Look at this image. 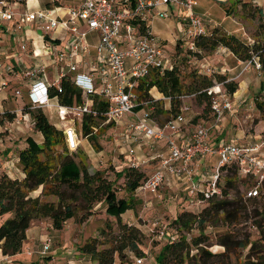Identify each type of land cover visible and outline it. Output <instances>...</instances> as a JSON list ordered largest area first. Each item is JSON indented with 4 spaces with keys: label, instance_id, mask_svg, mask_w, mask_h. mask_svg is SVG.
<instances>
[{
    "label": "trees",
    "instance_id": "1",
    "mask_svg": "<svg viewBox=\"0 0 264 264\" xmlns=\"http://www.w3.org/2000/svg\"><path fill=\"white\" fill-rule=\"evenodd\" d=\"M10 4H24L25 0H0ZM134 2L135 0H131ZM233 3L247 4L254 7L262 18L259 26L264 32V18L262 8L252 0H228ZM53 5H62L59 0H53L44 7ZM143 27H149L147 21H143ZM206 27V25H205ZM212 30L206 28V32L194 38V48L184 45L181 38L177 43L189 53H210L218 47H225L231 51L236 58L240 60H249L253 56L258 57L262 70H264V44H259L253 39L243 41L232 32L221 31L218 26L213 25ZM180 42V43H179ZM177 43L174 50L177 49ZM264 43V41L262 42ZM169 60L168 66L163 70L154 68L142 78L136 87L137 100L150 105L152 112L155 109L159 113L166 114L165 121L158 125H163L171 117L179 113L180 97L184 93H195L197 98L204 104L203 111L211 110V100L214 96L210 88L214 86V81L221 82V89L228 95L237 90V81H226L227 76L221 72L208 76L199 73L198 70L189 72L181 71L175 61L172 59L171 52L166 53ZM189 80V81H188ZM60 90L58 87L49 89V96H56L63 105L81 104L84 102L83 91L74 85L68 75L60 78ZM156 88L157 92L163 95L162 98L152 96L149 91ZM93 100V107L102 112L106 107V101L98 95V92L90 94ZM167 99V105L164 100ZM255 106L260 111V116L264 118V100L256 99ZM22 111L27 112L31 118L32 127L42 134L40 145L27 144L20 148L17 155V163L20 166L23 177H10L4 170L0 169V217L8 214L0 223V249L3 255L12 256L23 251V245L26 239V231L36 219H47L49 225L57 230H61L65 222L69 219H76L77 222H84L90 216L96 213L97 203L106 205L105 212L111 215V218L105 220L104 228L106 230L117 229L119 236L116 244L111 247L99 249V235H92L87 241L79 246V250L96 260L97 264H113L115 255H118L119 261L123 263L126 260L125 249L131 250L137 259H142L144 252L140 247L141 232L133 224L128 223L122 218L124 210L132 208L134 201V192L140 190L144 179L149 175L143 166H133L124 164L121 168L110 166L114 174L113 178L105 176V169H96L89 172L87 165L79 159L76 161L73 153H68L65 143L64 133L54 123L50 122L43 111V108L30 109L27 102L22 103ZM213 114V113H212ZM150 114H148V117ZM15 117L14 111L4 110L0 115V120L7 118L12 121ZM199 118H202L199 116ZM101 114L93 116L84 114L81 118L83 136L91 138L93 145L96 135L93 130L100 127L103 121ZM100 121V123H98ZM110 124V123H108ZM29 140V138H28ZM210 143V142H209ZM212 146V145H211ZM61 148L59 151L57 148ZM215 148L216 146H212ZM73 151V150H70ZM1 156V151H0ZM234 171L231 175H225V185H219L222 190V197H212L207 201L198 212L190 209H182L175 215L172 223L173 230L165 239L161 249L157 253L156 259L159 264H184L189 257L191 244L196 246V253L192 255L197 264H207L215 258L217 262L236 253L239 248H247V256L242 261L243 264H264V205L261 209L252 208V225L257 228L258 236L255 239H239L233 227L241 222V219L248 217L247 200L259 198V196L243 197L240 193L237 183L241 179L237 177L240 173L236 166L231 165ZM227 168L225 170H227ZM224 170V171H225ZM250 179V175H242ZM124 179L123 187L127 196L116 195V182L118 179ZM256 180V179H255ZM39 186H42L40 195L30 196L29 193ZM235 192L232 196L230 190ZM246 192V191H245ZM199 194V193H198ZM54 195L57 201H47L41 196ZM245 195V194H244ZM193 203L192 201H189ZM79 211H81L79 213ZM222 214V215H220ZM111 221V222H110ZM221 221L227 227L226 231L217 237V242L225 250L220 253H214L207 248L199 247L203 237L206 223L215 224ZM170 223V222H169ZM200 227L199 235L193 238L191 242L185 234H180V229L189 230L194 224ZM180 228V229H179ZM104 229H101V233ZM50 256L43 259L42 264H47ZM38 264V263H35ZM226 264H232L227 262Z\"/></svg>",
    "mask_w": 264,
    "mask_h": 264
},
{
    "label": "built area",
    "instance_id": "2",
    "mask_svg": "<svg viewBox=\"0 0 264 264\" xmlns=\"http://www.w3.org/2000/svg\"><path fill=\"white\" fill-rule=\"evenodd\" d=\"M196 4L197 0H80L65 8L56 5L19 11L13 3L0 1V20L13 21L14 32L22 31L28 23L45 35L57 31L54 37L57 42H45L44 48L48 50L45 54L49 57L47 62L6 65V70L19 73L18 80L26 87L30 109L55 107L60 117L70 115L73 120L77 117L81 119L84 114H101L104 118L102 124L121 122L124 116L135 114L133 101L137 100L136 87L139 81L152 69L163 70L169 63L163 45L155 41L149 27L142 26L143 21L148 22L151 16L168 17V7L177 6L184 11L178 16L186 31L187 40L184 44L192 49L194 38L206 32L202 18L194 9ZM91 34L94 35L92 39L89 37ZM27 39L21 37L20 50L35 58L37 54L33 48H29ZM255 58L258 59L253 56L243 61V69L250 65L259 68L261 64ZM50 70H53L51 75ZM63 75H68L74 85L83 91V103L63 105L56 96H49L50 88L58 87L60 90V78ZM212 88L214 86L209 90L214 93L211 100L213 121L208 126L195 124L184 132L187 120L182 112L188 109L186 106H181L180 112L163 125L150 124L145 117L125 121L120 142L127 146L126 154L130 155L126 164L142 166L146 159L157 158L155 168L144 179L140 190L155 193L163 184L165 176L174 177L186 181L188 196L194 203H201L212 197L223 196L219 182L228 166H236L242 175H253L257 183L264 180V159L259 157V143L230 141L215 148L209 143L211 129H220L224 113L233 106L230 95L222 91L219 84L215 85V91ZM95 92L106 101L102 112L93 107V100L89 97ZM14 94H21L20 89L16 88ZM19 119L28 121L29 114L23 112ZM62 130L67 148L76 150L79 134L75 127L66 125ZM143 138L152 142L163 140L167 152H153L146 159L139 157L133 144ZM209 155L217 157L211 166V174L195 180L198 160ZM201 183H204L203 187ZM259 195L256 185L248 188L244 196ZM157 232L158 237H171L164 228ZM50 245V238L45 239L41 244V252H47ZM141 262L142 259H137V263Z\"/></svg>",
    "mask_w": 264,
    "mask_h": 264
},
{
    "label": "rangeland",
    "instance_id": "3",
    "mask_svg": "<svg viewBox=\"0 0 264 264\" xmlns=\"http://www.w3.org/2000/svg\"><path fill=\"white\" fill-rule=\"evenodd\" d=\"M49 1L52 2L53 0H29L28 3L35 7V2L41 6H44L49 3ZM79 1L80 0H59L63 6H70ZM257 2L260 4L259 7L262 8L264 18V0H257ZM19 5V3H16L15 8H19ZM194 9L196 13L202 18V22L204 25H206V28L212 30L211 27L216 25L221 31L232 32L243 41L253 39V41H257L259 44H264L262 43L264 41V32L259 26L262 18L259 16L258 11H256L254 7L250 6L249 3H233L228 0H197V4ZM167 10L169 13L168 17L160 18L157 16H151L148 19V25L155 41L160 42L163 45L165 53L169 54L171 52L173 61H175L181 71L189 72L198 70L199 73L211 76L215 74V72L220 71L222 67H227L230 65L233 66V64L236 63V59H234V63L228 59L224 60L222 52H219L215 55V51L218 50V48L225 47H218L216 50L210 53H189L188 51H184V49L177 43V39L181 38V43H185L187 40L186 31L182 20L180 18L176 20L174 16V13L176 14L181 10L177 6H173L172 8L168 7ZM171 12H173V14ZM181 12V14L184 13V11ZM34 34L38 41L37 43L35 39H32V44H35L37 48L35 53L37 55H43L46 53V51H48L46 48H44L42 42V36L44 33L38 29L35 30ZM48 35H50V33H48ZM6 38V36L0 37V49L4 46H11L10 42L5 40ZM15 39V46H13L14 48L10 50V54L16 57L19 62L29 63L26 59V55L28 58V52L20 50L19 43L21 39L17 37ZM176 43V46L178 47L174 50ZM4 60L8 61L6 56H4ZM254 60L258 59L255 58ZM1 62L0 113L3 112L6 107L13 109L19 105H22L23 102L28 101L26 96V87L17 83L19 73L8 72L6 70V62ZM241 65L245 66L243 62ZM252 68H254L255 71H252L251 74L247 75L248 82L245 84V88L249 92L246 102L237 107L233 118H231V116H227L228 119L224 121L225 123L223 125L221 123L220 127L231 124V130L229 129L228 131H223L221 136L238 137L241 141L248 143H255V141H253L254 139L251 140L249 135L256 131L254 136L255 140H257L256 143H259V135L261 133L264 134V118L260 116V111L257 110L255 101L256 99L259 101L264 100V70H262L261 65L259 68H256L254 65H250L246 69ZM49 74H53V70H50ZM231 80L237 81V87L239 86L240 79H228V77L226 79V81ZM4 83L8 84L3 86ZM218 84H221V82L214 81V88H212V91H215V85L217 86ZM16 88L20 89L21 94H14V90ZM221 89H224V86L223 88L221 87ZM149 93L154 97L156 95L163 97L162 94L157 92L156 88H152ZM133 102V113L135 114L124 116L122 121L118 123L101 124L100 127L93 130V134L96 135V146L93 145L91 138L83 136L80 117H77L75 120H73V117L70 115L60 117L56 113L55 107H44L43 111L45 112L48 120L54 123L56 126L65 127L66 125H72L77 130V133L79 134L78 146L76 150H68V153H73L76 161L81 159L87 165L89 172H93L96 169H105V176L107 178H113L114 174L110 166L113 165L117 168H121L122 155L126 150L125 146L120 142V135L123 133L126 125L125 121L135 119L136 117H145L150 124H159L165 121L167 117L166 114L159 113L157 109L152 112L153 109H151L150 105L147 103H142L138 100ZM164 103H166V105L168 104L167 99L164 100ZM180 106H186L188 108L186 111L182 112L184 118L187 120L185 126L190 127L195 124L208 126L213 121L212 112L208 111V109L203 111L204 104L200 102L195 93L182 94L180 97ZM20 110V108H18L17 111L14 110L15 119L12 121H9L7 118L2 121L0 120V147H3L4 149L1 151V155L3 154L6 156V154L11 150L13 153H17L19 148H23L27 144L40 145L42 142V134L39 131H36L32 127V124V129H29L27 126H25L26 123H31L30 116L28 121L19 119L23 114V111L21 110L20 113ZM148 114H150L149 117ZM199 116L202 118H199ZM98 123H100V121H98ZM21 126L25 127L26 132L19 131L18 128ZM212 136L214 137L215 133H213ZM143 142V139H139L138 142H135L133 145L137 146V144H139L142 147ZM57 149L61 151V148L58 147ZM262 150H264V146ZM153 152L157 153L158 150H153L151 153ZM136 155H138V153H136ZM143 155L145 156L139 157L146 159L148 156L146 153H143ZM216 159V155L215 157L213 156V161ZM150 161L152 163H149ZM156 162L157 158H151L149 160L146 159V162L143 163L142 166H145V169L150 172L151 167H153L151 164L154 163V165H156ZM148 164L150 166H148ZM207 166V168H211L209 164ZM211 171L212 170L208 169V171L204 170L203 172L206 174V176H208L211 174ZM233 171V167L229 169L227 168V170L223 171L220 178L221 186L225 185V175H231ZM236 174L237 177L241 179V182H238L237 185L243 197L245 191L248 188L256 185L258 186V190L261 195L259 198L247 200L246 206L248 217L244 215L245 217L241 219V222L233 227V230L236 232L239 239L249 238L252 240L258 236L257 228L252 225V208L257 207L258 209H261V206L264 205V180L260 183H257L253 175H250V179H246L242 177L240 173L237 172ZM195 176H198L197 173H195ZM199 178L200 177L198 176L197 180H199ZM123 182L124 179L122 178L118 179L116 182L115 190L117 196H127V192L123 187ZM181 183L182 181H179L174 177L169 178L165 176L164 182L159 187L157 192L151 193L144 192L143 190H136L134 192L135 198L132 208L124 210L122 214L130 222L134 221L133 225H137L136 227H138L141 232L140 247L144 252V255L142 256V262L137 263L136 258L139 256H136L131 250L125 249L124 253L126 255V260L121 263L119 261L118 255H115V261L113 264H159L156 256L166 238L158 237L157 231L164 228L168 234L172 233L171 231H174L172 227L176 226L172 223V220L177 213H179L182 209H190L194 212H198L203 206L207 205V202L194 203L193 201V203H190L189 201H192V199L187 194L188 184L186 181L182 184ZM203 185L204 183L200 184L201 187H203ZM39 188L40 187H38V189ZM229 190L231 195L234 196V190ZM35 191H37V189L31 191L29 195L32 196L33 193L35 194ZM142 192L145 194L143 195ZM41 198L47 201H57V197L54 195L41 196ZM105 207L106 205L104 203H97L95 206L96 213L90 216L86 221L77 222V220L74 218L69 219L65 222L61 230H57L49 226V221L47 219L34 220V224L41 221L43 222L42 226L47 231V234L53 243L51 247L53 248V261H50L48 264H97L96 260L91 259L88 255H84L79 250V246L87 241L92 235L96 234L99 235L100 244L97 246L99 249L111 247L117 243L119 236L117 229L115 228L110 231V229L106 230V227L104 228L105 220L111 218V215H108L105 212ZM80 212L81 211H79V213ZM7 217L8 214L3 215V217L0 219V222ZM39 229L40 228L37 227V230H31V233H33L32 235L35 236ZM101 229H104V232L101 233ZM226 229L227 227L223 225L221 221H218L215 224L209 222L206 223L203 230L205 236L199 244V247L207 248L214 253L223 252L225 248L217 242V237L224 233ZM199 230L200 227H198L195 223L189 230L180 229L178 233L179 235L185 234L188 237V241L191 242L193 238L198 237L200 233ZM37 246L41 248V243H36L34 245L32 244L31 251L34 252V247ZM196 251V246L191 244L189 251V257L191 259H187L184 264H197L196 259L192 257ZM247 252L248 247L242 249L239 248L236 253H230L229 256L224 257L222 262H217V260L213 258L207 264H226L227 262L232 264H243L242 261L244 260V257L247 256ZM40 255L42 257L47 256V254ZM41 263H43V260ZM257 263L261 264L260 261ZM30 264L34 263L32 262Z\"/></svg>",
    "mask_w": 264,
    "mask_h": 264
},
{
    "label": "crops",
    "instance_id": "4",
    "mask_svg": "<svg viewBox=\"0 0 264 264\" xmlns=\"http://www.w3.org/2000/svg\"><path fill=\"white\" fill-rule=\"evenodd\" d=\"M29 0H25V3L24 4H20L19 5V8H17L19 11H23V10H36L38 8H42L44 6H41L39 5L37 2H35V7L28 3ZM254 3H256L257 5L260 6V4L257 2V0H252ZM49 3H52L49 1ZM16 3H13V5L15 6ZM76 4V3H75ZM33 6V7H32ZM53 6H56V5H53ZM63 8L67 7V6H62ZM181 10V9H180ZM182 11V10H181ZM178 12V13H174V16H175V19L177 20L178 19V16L179 15H182L181 13L182 12ZM12 27H13V21H1L0 20V37L2 36H6L7 38L5 39L7 42H10L11 46H4L0 49V63H2L1 61H4V63L7 61V60H4V56H6V58L8 59V61L6 62V65H13V66H16V65H22V62H19L16 57H14L13 55L10 54V50H12L15 46L14 45V42H15V38H19L21 39L22 36L26 37L29 39V48H33L34 51H36V46L35 44H31V42L35 39H36V36L34 34L35 30H38L34 27V25L32 23H28L25 28L22 30V31H16L14 32L12 30ZM57 35V31H53V32H50V35H43L42 36V42H43V46H45V42L49 41L51 43H55L57 42L56 40H54ZM91 39L94 38V35L91 34L89 36ZM33 39V40H32ZM58 40V39H57ZM38 43V41H37ZM219 52H222L223 53V56H224V60L225 59H228L230 60L232 63H234V59H236V63L230 66H224L220 69V71H217V72H221V73H224L228 79H233V78H237V79H240L239 80V86L237 88V90L235 91V93H233L232 95H230V98L233 102V106H232V109L229 110V111H226L223 115V120H222V125L225 123L224 121L227 120V116H231V118H233L234 116V113L236 112L237 110V107H239L241 104H243L244 102H246V99L249 95V92L247 91V89L245 88V84L248 82L247 81V75L248 74H251L252 71H255L254 68L252 69H243L244 66L241 65V63L243 61H241L240 59L236 58V56L231 52L229 51L227 48H218V50L215 51V55ZM48 56L46 54H43V55H37L35 58H31L30 56H28L27 58V55H26V59L29 63H35V62H47L48 61ZM241 61V63H240ZM246 77V78H245ZM17 83H21V80H17ZM159 93V92H158ZM161 94V93H159ZM157 98H162L160 97L159 95H156ZM5 100V98H4ZM6 101V100H5ZM4 101V102H5ZM24 103V102H23ZM18 108H22V105H19L17 106ZM17 107L13 108V109H10V108H5L6 110H9V111H14L16 110L17 111ZM4 109V110H5ZM2 113V112H1ZM0 113V114H1ZM131 115V114H129ZM15 119V118H14ZM26 123V122H25ZM25 126H27L29 129H32L31 128V123H26ZM58 128H63L62 126H57ZM187 127L189 126H185L184 127V132H187L188 129ZM20 132H26V129L25 127L21 126L18 128ZM231 130V124H228L226 126H222L220 127V129H211L210 131V135H209V142L212 146H220L226 142H230V141H234L236 143H248V142H245V141H241L238 137H229V136H221L223 131L225 130ZM216 131V132H215ZM256 132V131H255ZM254 132V133H255ZM213 133H215V136L213 137ZM252 133L251 135H249V137L252 139H254L253 141H255V143L257 142V140H255V134ZM260 137V155L259 157L264 159V150H262L263 146H264V134H260L259 135ZM263 138V139H262ZM144 142L142 143V147L141 145L137 144V146H134V149H135V152L138 153V156H141V157H144L145 155H143V153H146V155H149L153 150H158V152H163V153H166L167 152V146L165 144V142L163 140H156V141H151L149 139H145L143 138ZM147 140V141H146ZM250 143V142H249ZM125 148H127V146H125ZM4 150L3 147H0V151ZM20 150V148L18 149V151ZM10 151V150H9ZM18 151L17 153H13L12 150L10 152H8L6 154V156H4L3 154L0 156V163H1V169L4 170L10 177H23V172L21 170V168L18 166V163H17V155H18ZM11 153V154H9ZM122 165L126 164L128 159H130V155H127L126 154V150H125V155L123 154L122 155ZM213 156L215 157V155H209V156H203L201 157L199 160H198V163L196 165V173L197 175L200 177L199 179L201 178H205L206 174L203 172L204 170H207V169H211L210 167L207 168L208 164L209 166H212L215 164V161H213ZM149 163H152L151 161ZM153 167H151V171H153V169L155 168L156 165L151 164ZM148 166H150L148 164ZM145 168V166H143ZM147 167V166H146ZM146 170V169H145ZM150 171V172H151ZM147 173H150L146 170ZM198 176L197 179H198ZM195 177V178H196ZM169 178H173V177H169ZM180 181V180H179ZM182 183H184L182 181ZM181 183V184H182ZM40 188L38 189L37 188V191H35V194L33 193L32 196H35V195H39L41 193V190H42V186H39ZM183 187V186H182ZM34 191V190H33ZM143 194V192H142ZM145 194V193H144ZM143 194V195H144ZM122 218L125 219L128 223L130 224H134V221L133 222H130L129 220L126 219V217H124L123 214H121ZM3 217V216H2ZM0 217V219L2 218ZM4 220V219H3ZM2 220V221H3ZM1 221V222H2ZM0 222V223H1ZM41 223V224H40ZM42 221L39 222V223H36V224H32L26 231V239H25V243L23 245V251L18 253V254H15V255H12V256H7V255H3L2 252H1V249H0V264H30V263H38V264H42V258H45V257H42L40 254L44 255V254H47L46 257L50 256V260L47 262L50 263V261H53V251L51 248L53 243H52V240H51V246H50V249L45 252V253H42L41 252V248H39V246L37 247H34L35 250L34 252L31 251V247H32V244H36V243H41L49 238V235L47 234V231L44 229V227L42 226ZM39 225V226H37ZM49 225V223H48ZM50 226V225H49ZM137 226V225H136ZM37 227H39L40 229L38 230V232L35 234V236H33L31 233V230L33 229H36L37 230ZM46 231V232H45ZM30 232V234H29ZM38 235V236H37ZM37 237V238H36ZM52 239V238H51ZM56 242V241H55ZM30 245V246H29ZM50 251V252H49ZM87 256V255H86Z\"/></svg>",
    "mask_w": 264,
    "mask_h": 264
}]
</instances>
